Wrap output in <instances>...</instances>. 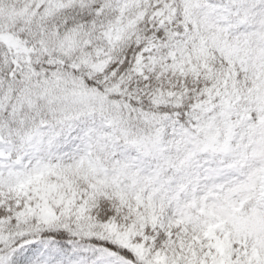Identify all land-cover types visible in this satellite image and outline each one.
<instances>
[{
    "label": "snow or ice",
    "instance_id": "1",
    "mask_svg": "<svg viewBox=\"0 0 264 264\" xmlns=\"http://www.w3.org/2000/svg\"><path fill=\"white\" fill-rule=\"evenodd\" d=\"M0 264H264V0H0Z\"/></svg>",
    "mask_w": 264,
    "mask_h": 264
}]
</instances>
